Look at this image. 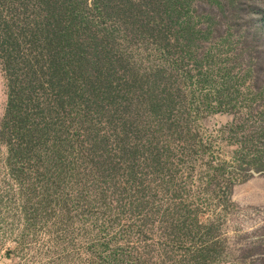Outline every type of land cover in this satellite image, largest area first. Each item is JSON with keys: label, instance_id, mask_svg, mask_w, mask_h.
I'll list each match as a JSON object with an SVG mask.
<instances>
[{"label": "trees", "instance_id": "obj_1", "mask_svg": "<svg viewBox=\"0 0 264 264\" xmlns=\"http://www.w3.org/2000/svg\"><path fill=\"white\" fill-rule=\"evenodd\" d=\"M191 1L0 0L6 258L224 262L232 190L264 170V129L202 127L247 105L237 72L201 50Z\"/></svg>", "mask_w": 264, "mask_h": 264}, {"label": "rangeland", "instance_id": "obj_2", "mask_svg": "<svg viewBox=\"0 0 264 264\" xmlns=\"http://www.w3.org/2000/svg\"><path fill=\"white\" fill-rule=\"evenodd\" d=\"M191 6L202 19L200 26L210 30V37L202 43L201 50L219 53L225 66L237 72L243 94L239 99L247 105L236 115L232 112L210 114L202 120V127L210 131L241 122L244 130L239 131L240 136L255 129L261 134L264 129V0H192ZM5 87L0 65V116L5 104ZM239 145L228 144L227 156ZM258 147L264 152V138L258 141ZM232 201L234 208L222 227L227 250L221 264H264V170L252 169L246 181L235 185ZM12 247L13 244L3 242L0 229V264H15V260L4 255L5 248Z\"/></svg>", "mask_w": 264, "mask_h": 264}]
</instances>
